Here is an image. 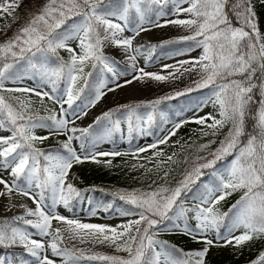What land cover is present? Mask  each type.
<instances>
[{"label":"snow or ice","instance_id":"6c2138e0","mask_svg":"<svg viewBox=\"0 0 264 264\" xmlns=\"http://www.w3.org/2000/svg\"><path fill=\"white\" fill-rule=\"evenodd\" d=\"M168 2L169 0H47L13 37L0 43V130L10 133L0 136V173L8 172L11 177L8 180L0 175V185H3L0 197H6L10 201L13 194L26 196L36 205L32 209L21 204L23 215L14 216L10 220L0 219V246H22L32 257L31 260H21L20 264H55L48 256L49 249L53 256L64 258L63 264L80 259L107 261L109 264H189V260L182 257L192 256L198 257L195 264H205L210 248L217 246L216 241L223 240V246L241 247L254 239L264 238V37L256 23L257 14L252 0H233L230 10L236 21L235 25L225 11L229 0H172L175 7L171 14L178 16L187 13L188 18L167 19L161 24L160 18L168 14L162 7L153 9V5L162 6ZM183 3H188L189 7L181 8ZM18 7L16 0H4L0 3V14L12 15L10 10ZM133 10L138 22L130 20ZM153 11L154 18L149 16ZM75 17L79 19H74ZM69 20L73 22L59 31ZM168 24L194 30L191 35L175 40L134 46V41L141 32L151 30L149 26L159 28ZM126 31L132 35L125 36ZM69 41H77L79 51L71 47ZM189 41L194 43L187 48L177 49L176 55H186L196 48H202V53L191 60L164 65V70L172 69L168 75L147 72L137 66L139 56H144L150 62L158 47ZM108 45L124 52L129 62V72H117L116 61L105 54L104 49ZM60 49L69 53L67 61L59 56ZM89 66L94 70L99 69L97 82L91 86L89 79L93 74L85 72V68ZM185 72H195L200 77L195 81L197 89L212 88L206 103L210 102L219 109V119L209 115L193 122L205 124L207 120H211L212 123L206 127L214 130L231 124L220 147L211 153L213 158H202L206 162L189 172L174 189L161 187L150 192L118 193L119 199L133 206V209L119 210L120 215L139 217L127 224L112 227L82 223L78 218L58 214V205L62 204L72 211V201L83 199L82 191L66 182L73 165L87 160L99 163L98 156L127 155L128 153L119 151L97 152L95 148L100 142L110 141L115 132H121V124L124 122L127 123L129 143L134 131L145 134L147 128L155 122L157 106L162 102L155 100L146 105L129 104L122 106V109L103 113L96 118L95 124L106 122L105 130L86 147V138L93 125L86 128L70 125L75 123L72 116L79 119L87 115V110L107 94L105 89L115 90L107 87L109 81L103 79L102 74L111 73L113 82L119 75L130 73L133 74V80L150 78L165 81L169 78L178 79L177 73L183 75ZM25 78L39 82L30 88L5 87L9 80L18 82ZM62 82L66 85L65 90L62 95H57L58 86ZM131 82L127 80L125 84ZM45 86L50 91H45ZM115 86L124 85L116 83ZM86 88L89 89V95L84 97L77 111L73 105L80 100ZM192 90L187 89L186 92ZM5 92L32 94L39 97L41 103L47 97L60 105V113L50 112L47 117L34 116L30 111V99H6L3 95ZM186 92H176L174 96L165 99H173ZM11 99L16 100V105L9 102ZM140 107H145L148 111L140 114L137 111ZM117 112L121 115L117 116ZM249 116L255 121L253 131L247 135L246 140H242L246 135L245 121ZM187 122L174 123L167 135L147 147L134 149L133 154L167 143ZM37 128L48 129L49 135H36ZM77 132L80 133L79 136L75 135ZM52 135L67 137L61 145L63 153L59 150L45 152L37 147L38 142L43 143ZM73 140L80 141L79 152L73 146ZM230 155H234L230 164L223 169H216L212 173L215 177L212 185H205L204 191L195 197L199 203L186 208L182 196L191 191V186L204 174L202 169H213L217 161ZM168 159L171 160L172 157ZM237 191L243 193L240 199L227 212H221L217 206ZM46 200H50V204L45 203ZM15 206L10 205L8 210ZM110 207V204L105 205V210ZM189 212L194 213L193 218L197 221L195 230L206 245L203 250L185 253L167 241L156 239L163 230L161 226L168 230H180L196 239L194 230L186 222ZM226 219L229 222L222 233L221 228L225 227ZM53 220L61 222L65 227L53 228ZM166 221L169 223L166 224ZM19 222L35 229L40 237L48 239L32 238L33 233L27 227L18 226ZM237 231H240L239 235H236ZM209 234L214 238H208ZM66 238L79 240L81 243H106L115 246L117 251L126 252L127 257L103 254L85 257L83 250L76 255L67 247H60ZM174 253H180V257ZM0 264L4 262L0 260ZM255 264H264V255Z\"/></svg>","mask_w":264,"mask_h":264},{"label":"rangeland","instance_id":"374dc122","mask_svg":"<svg viewBox=\"0 0 264 264\" xmlns=\"http://www.w3.org/2000/svg\"><path fill=\"white\" fill-rule=\"evenodd\" d=\"M4 0H0V3H3ZM18 0H16V3ZM169 10H165L164 7H162V10L168 14L164 17L160 18V23L164 24L165 20L167 19H186L188 18V14L184 13L181 15H172V11L175 7V4L172 2V0H169ZM252 4L254 7L264 6V0H252ZM181 8H187L189 7L188 3H183L180 5ZM12 11V15L7 14H0L2 15V18H0V34L4 31V29L12 22V20L16 16V10H10ZM150 17L155 16V12H153L152 15L149 14ZM134 22H138V18L135 16ZM131 27V25H130ZM150 27V31L141 32L139 36L136 37L134 41V46L136 45H148L154 41H165L168 39H174L184 36H189L192 34V31L194 30H188L186 28L168 24L165 27ZM125 36L132 35V33L126 31L124 33ZM262 37H264V34H261ZM77 41H69V44L71 47L76 48L77 51H79L77 47ZM192 42L191 44H193ZM188 45L180 47L178 49H184L187 48ZM176 50H169L166 52H161L159 50H156L155 53L152 56V60L150 62H147L145 60L144 56H139L137 59V66L144 68L147 72L152 73H159L161 75H168L169 72L172 71V69L164 70L163 66L166 64H176L177 61L180 60H191L195 57H198L203 49L202 48H196L195 50L189 52L186 55H176ZM105 53L109 55L110 57L114 58L116 61L115 67L118 73H125L129 72V62L127 60L126 55L124 52L112 45H108L104 49ZM125 65L126 68H121L118 66V64ZM185 67H188V65H185ZM136 75H139V73H136ZM177 76H179L178 79L175 78H169L165 81H155L150 78H144L142 80H133V74H127V75H119L115 82H113V77L111 73H104L102 74V78L109 81L107 87L108 88H115L114 91H105L107 92L106 95L103 96V98L94 106L90 107L87 110L86 116H81L79 119H76L74 116H72V119L75 120L74 124H71L70 127H76V128H86L90 123H92L97 117H99L101 114L106 112L109 108H114L116 106H122L126 105L130 102L138 101L142 103H149L155 100H162L165 99V97L168 96H174L176 92H183L187 89H197L195 81L198 80L200 77L195 72H185L183 75H180L177 73ZM131 80V83L125 84V81ZM39 81L25 78L22 81H13L9 80L6 83L17 85V86H25V87H35L36 84ZM116 83L120 85H124L122 87H116ZM66 85L64 86L63 92L65 90ZM45 91H50V89L45 86ZM57 94L62 95L63 94ZM212 92V88L208 92V96L201 98L196 103L191 104L189 107L184 109L183 111L178 112L172 117H168V119L165 121V126L159 128L154 133H145V134H139L136 143L134 146H130L124 136L127 132V123L124 122L121 124V132H119V137L117 139L116 143H113L111 141H105L101 142L97 145L95 148V151L97 152H103V151H119L121 153H128L127 155H120L116 157H102V164H99L97 162H94L92 160L84 161L83 163L74 164L71 170L69 171V174L66 178V182L72 183L74 186L78 184V180L82 179L84 181H93V180H106L111 182L120 181L124 178H128L130 180L133 179H139L142 177L144 173H147V177L145 179V185L150 186L151 184H154V191L158 188L164 187L168 188L169 190L176 188L180 185V182L185 178V176L189 173H183L181 174L180 178L176 181L174 185H169L165 183L162 179L163 177V170L157 166L149 165L145 163V158L156 160L163 159L167 160L168 157H172L173 153L178 150L180 147H182L185 142L190 138V130L192 126L194 125L193 121L197 120L201 117H206L209 115L216 116L215 109L217 106H214L212 103L207 102L209 95ZM29 96V95H28ZM81 105V103H76L73 108H76L77 111H79L78 106ZM41 110L43 112L44 117H47L50 112L51 113H60V105L57 103H54L53 101L49 100L47 97L44 98L43 103L40 105ZM65 108H67V105H65ZM147 111L144 112H138L140 114H144ZM71 110H69V116H71ZM121 113L118 115L120 116ZM180 121H188L187 123H184L177 131L174 136H171L170 139H168L167 143L165 144H159L156 148H148L147 151L140 152L133 154L134 149L139 147H147L151 145L155 140L167 135V131L169 129H172V126L174 123H179ZM207 123L212 122L211 120H207ZM205 122V123H206ZM50 123V122H49ZM231 127V124L227 126L226 128L222 127V132L218 133L219 140H216L215 138L206 140V142L203 145H207V147H204V149H208L214 142H218L215 148L210 152L209 154H206L198 159L197 165L203 164L206 162L205 159L211 160L213 157L211 153L215 152L219 147L221 141L225 139V137L228 135L229 129ZM208 127H204V131L207 130ZM36 135L40 136H47L49 135V131L46 128H37L35 129ZM10 135V133L0 130V136H7ZM76 136H79L80 133H75ZM67 139L64 135H52L49 139L43 141L46 145H57L61 147L62 142H64ZM54 143V144H53ZM73 146L77 149V151H80V144L78 140H73ZM62 148V147H61ZM56 150H53L51 152H55ZM63 153V152H61ZM156 153H161V155H156ZM234 158V155H230V158L228 159L225 167H227L232 159ZM155 160V162H156ZM110 161V163H109ZM196 166H193L191 171ZM0 175H3L5 179L10 180L11 177L9 176L8 172H2ZM0 190H3V185H0ZM150 192V191H145ZM243 193L241 191L234 192L231 196H228L224 201L220 203L217 207L220 209L221 212H224L227 206L235 204L241 197ZM21 204L27 205V207L35 209L36 205L33 203L31 199H29L26 196L16 195L13 194L12 199L9 201L6 197H0V217L12 215L15 216L23 215L24 209L20 207ZM86 201L85 199H82L80 202V206L75 211H69L67 208H65L62 204L57 206V213L60 215H64L69 218H78L82 223H91V224H101V225H108L112 227H116L118 225L127 224L130 221L139 219L138 216H122L120 215V212L116 209H113L110 212H106L103 209L98 210H87L86 208ZM10 205H16L15 207H11V210H8ZM92 212H95V215H91ZM29 219H32V217H28ZM187 222V221H186ZM197 223V222H196ZM196 223L194 225H196ZM191 226V225H190ZM52 227L53 228H64L65 225H63L61 222L52 221ZM192 228V227H191ZM194 230V229H193ZM226 230V228H225ZM242 231V229L240 230ZM240 231L236 232V235L240 234ZM178 233L171 236V241H179V242H187L190 240L192 236L185 235L182 231L177 230ZM193 234L198 237L200 236L198 231L193 232ZM32 238L40 240V239H48V237H40L37 234H33ZM208 238L212 239L214 238L212 234H209ZM157 240H161L160 233L158 236H156ZM259 240H264V238L261 239H254V242H257ZM220 241H216L217 246H213L210 248L206 258H205V264H212L210 262V258L212 256H216L219 248ZM202 245L206 246L203 242ZM64 245L68 247H74L76 249L85 250L89 252L91 255L97 254L95 252H99L103 255H106V253H112L116 254L118 256L127 257V253L123 251H117L115 246H110L106 243L99 244V243H90V242H84L81 243L79 240H69L65 239L64 243L60 245V247H65ZM247 245L250 246V242L244 244L241 247L243 248V252L245 254L248 253L247 251ZM14 248H23L22 246H14ZM250 252L253 250V247L249 248ZM264 250V249H263ZM177 257L178 254L174 253ZM262 254H264V251H262ZM260 254V255H262ZM257 256L258 258L260 257ZM48 256L50 259L55 261V264H63V257H57L53 256L51 253V250L48 251ZM32 259V258H31ZM30 259V260H31ZM73 264V263H69Z\"/></svg>","mask_w":264,"mask_h":264},{"label":"trees","instance_id":"16d2710c","mask_svg":"<svg viewBox=\"0 0 264 264\" xmlns=\"http://www.w3.org/2000/svg\"><path fill=\"white\" fill-rule=\"evenodd\" d=\"M19 4L18 8H15L16 10V16L12 20V22L4 29V31L0 34V43L5 42L7 39L13 37V35L25 24H27L28 20L30 19L31 15L35 14L42 5L47 3V0H19L17 2ZM233 3V0H229V4L225 7V11L229 13V19L232 20L233 24H236V21L231 13L230 7ZM169 2L167 4H164L162 6H156L153 5V9H157L158 7H164L165 10H169ZM254 10L256 12V23L259 29L260 34H264V6L254 7ZM154 12V11H153ZM153 12H150L149 14L152 15ZM135 12L134 10L130 13V20L135 19ZM74 19H79V17H75ZM73 21L69 20L64 27H62L59 31H63L64 28H66L69 24H71ZM174 39H168L169 40H175ZM165 41H154L150 44H160ZM192 41L184 42V43H178V44H169L166 47L163 48H157L156 50H159L161 52H166L169 50H175L180 47L186 46L191 44ZM59 56L62 57L65 61L69 59V53L65 49L58 50ZM106 54V53H105ZM107 55V54H106ZM109 56V55H108ZM110 57V56H109ZM112 58V57H110ZM118 64V62H117ZM121 68H126L125 65L118 64ZM85 72H92V77L89 79V85H93L95 82H97L99 69H93L91 66L85 68ZM65 84L62 82L58 86V92L57 94H60L63 92ZM5 87L12 88V87H20L16 85H12L9 83H5ZM211 88H201V89H193L192 91H183L186 92L185 95L176 96L173 99H162L161 103L157 106V116L156 120L153 123V125L150 128H147L146 133H154L157 129L165 126V121L168 119V117H172L175 114H177L180 111H183L187 107H189L191 104L196 103L198 100H200L203 97L208 96V92ZM6 99L9 97H20L21 100L30 99L32 101L30 111L34 116H42L43 112L41 110V102L40 98L32 95V94H25V93H3ZM29 95V96H28ZM89 95V89H85L83 95L81 96L80 100H77L76 103H82L84 101V97ZM10 103H13V105H16V100L11 99L9 100ZM75 103V104H76ZM74 104V105H75ZM146 105L148 103H142L138 101L130 102L126 105ZM73 105V107H74ZM124 106V105H122ZM122 106H116L114 108H109V110L113 109H122ZM106 111V112H107ZM139 112L148 111L145 107H140L137 109ZM105 113V112H104ZM163 114L162 116L160 114ZM216 118L219 117V109L218 106L215 109ZM120 114V112H117V116ZM103 115V114H101ZM100 115V116H101ZM96 119L90 123L89 125H93V128L91 130L90 135L86 138V147L91 144L92 140L96 137H99L103 134L106 122L101 121L99 124H95ZM197 124L193 123L190 130V138L185 142V144L180 147L178 150H176L173 153L172 159L169 160H163L155 158H145V163L149 165H154L159 168H161L164 172L163 174V181L169 185H174L176 181L180 178L181 174L192 172L191 169L193 166H198L196 163L198 162V159L206 154H209L212 152V150L217 145V141L214 142L208 149H204V147H201L206 140L215 138L216 140H219L218 133L222 132V127L218 128V130H214L212 128H207L206 131H204V127L207 124ZM255 121L249 116L246 118L245 121V132L246 135L242 137V140L247 139V135L251 134L253 131ZM88 125V126H89ZM229 124H225L224 127L226 128L229 126ZM87 126V127H88ZM110 126V125H108ZM206 133V134H205ZM215 133V134H214ZM140 133L138 131H134L131 143H129L128 140V129L124 136L126 142L130 146H134L136 143V139ZM119 137V132H115L110 141L113 143L117 142V139ZM79 141V140H78ZM101 143V142H100ZM54 144V143H53ZM80 144V141H79ZM99 144V143H98ZM37 147L42 149L45 152H51L53 150H59L61 152H64L63 148L57 146V145H46L43 143H37ZM104 156H98L97 160H99V164H102L101 158ZM109 158H112L111 156H108ZM116 157V156H115ZM230 156L225 157L222 160L217 161L215 167L213 169H202V172L204 173L195 184L191 186V191L187 192L186 195H183L182 198L185 201V207L186 208H192L195 204L199 203L198 200L195 199L196 196H198L201 192L204 191V186L209 185L211 186L213 181L215 180V177L212 175V173L216 169H223L225 168V165L228 161ZM156 160V162H155ZM43 162V161H42ZM147 177V173H144L141 178L130 180L127 177L116 182H109L106 180H93V181H84L82 179L78 180V184L75 186L77 189H80L82 191L83 199L86 201V208L87 210H98L103 209L105 210V205H111L110 208L105 210L106 212H110L113 209L116 210H127V209H133V206L130 204H127L125 201L119 199L118 193H125V192H145V191H154V184H151L150 186L145 185V179ZM47 195V193H46ZM82 199L79 200H73L72 201V210L75 211L79 208L80 202ZM45 203L50 204V200H46ZM231 208V205L227 206L224 212H227ZM120 212V211H119ZM171 215V213L169 214ZM231 215V214H230ZM15 215H7L0 217V219H11ZM194 213L189 212L188 213V219L187 223L191 225V227L195 230L194 224L197 222L194 218ZM228 220L226 219L224 221L225 227L221 228V232L223 233L225 231V228L228 224ZM166 224L169 222H165ZM18 226L21 227H27L22 224V222H19ZM163 230H161L160 238L163 241H167L168 244L174 245L176 248L182 249L185 253H195L198 251L203 250L205 247L202 245V238L200 236L196 237V239L190 238V240L187 242H179V241H171V236L175 235L177 233V229H171L168 230L167 228H164L161 226ZM27 230L33 234H36V230L32 229L31 227H27ZM218 252L216 256H212L209 260L212 264H255V262L260 260V257L264 254H262V251H264V240H259L257 242L251 241L250 246L247 245V251L248 253L245 254L243 252L244 247H234L233 245H224V241L221 240V242L218 244ZM67 247L69 250H72L76 253V255L80 254V249H76L74 247ZM253 247V250L250 252L249 248ZM84 256L91 255L89 252L83 250ZM97 254H101L99 252H95ZM178 254V257H180V253ZM262 254V255H260ZM106 255H114L118 256L116 254L112 253H106ZM260 257L258 258L257 256ZM123 257V256H119ZM32 257L29 256L24 249H17L13 247H3L0 246V260L4 262V264H20L21 260H30ZM184 259L189 260V264H195V260L198 259V257L192 256V257H182ZM69 263L73 264H109L107 261H90L87 259H80L79 261H70Z\"/></svg>","mask_w":264,"mask_h":264}]
</instances>
